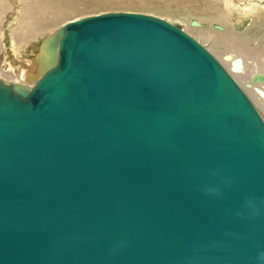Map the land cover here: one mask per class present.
Wrapping results in <instances>:
<instances>
[{"label": "water", "instance_id": "95a60500", "mask_svg": "<svg viewBox=\"0 0 264 264\" xmlns=\"http://www.w3.org/2000/svg\"><path fill=\"white\" fill-rule=\"evenodd\" d=\"M45 49L0 82V264H264V120L210 51L132 11Z\"/></svg>", "mask_w": 264, "mask_h": 264}, {"label": "rangeland", "instance_id": "374dc122", "mask_svg": "<svg viewBox=\"0 0 264 264\" xmlns=\"http://www.w3.org/2000/svg\"><path fill=\"white\" fill-rule=\"evenodd\" d=\"M220 1L7 0L4 3L0 2V4H4L0 5V80L6 85L14 82H22L26 85L34 84L35 81H28L22 76V72L27 73L29 64H35L42 54V41L52 36L68 21L103 12L132 11L161 17L191 35L210 52L212 51L211 53L221 62L222 58L216 54L215 50L211 49L214 40H206L191 31V28L196 24L194 22L201 21L203 22L202 28L208 32L215 36L217 32L221 33L218 34L221 36V47L226 45V48L232 49L233 41L237 40L241 44L243 43L242 50L249 55L252 61L258 63V66L261 62L264 63V0H232L230 6L226 4L227 0H222L223 3ZM233 1L235 2L233 3ZM239 2H241V7L238 6ZM207 13L209 14L207 15ZM225 35L227 36L225 37ZM222 38L224 39L222 40ZM33 73L36 76L41 75L39 70ZM235 80L248 93L243 81ZM248 95L252 101H255L251 93ZM259 107L256 106L264 118V108L261 105Z\"/></svg>", "mask_w": 264, "mask_h": 264}, {"label": "bare ground", "instance_id": "6f19581e", "mask_svg": "<svg viewBox=\"0 0 264 264\" xmlns=\"http://www.w3.org/2000/svg\"><path fill=\"white\" fill-rule=\"evenodd\" d=\"M5 1L7 0H0L1 3H4ZM206 2V0H204ZM218 1V0H216ZM238 1V0H237ZM49 2V1H48ZM221 3L222 0L220 1ZM226 4L228 6H230V3H232V0H227L225 1ZM235 1H233L234 3ZM240 3H238V6H240ZM225 4V5H226ZM237 4V3H236ZM0 5H4V4H0ZM206 6V5H205ZM203 7V6H202ZM211 7V6H209ZM241 7V6H240ZM208 8V7H206ZM201 9V8H200ZM205 9V8H204ZM211 9V8H209ZM207 9V10H209ZM203 10V9H202ZM201 10V11H202ZM12 11V10H11ZM36 12V10H34ZM200 11V12H201ZM213 11V10H212ZM9 13V12H8ZM48 13V12H47ZM209 13H207L208 15ZM211 14V13H210ZM8 15V14H7ZM49 15V14H47ZM46 15V16H47ZM10 16V15H9ZM7 18V17H6ZM192 23V22H191ZM196 24H194V27L191 28V31H193L195 34H198L199 36H202L204 37L206 40L207 39H213V43H212V47L211 49L212 50H215L216 54L222 58V65L223 67L227 70L229 69L230 70V74L231 76L234 78V79H238L240 81H243V84L245 86V89L248 93H251V96L253 95L254 97V100L255 101H252L251 98L249 97L248 93L245 92V90L243 89V87H241L243 89V91L247 94V96L250 98V100L252 101L253 105L257 108L261 105L263 108H264V83L261 82V81H256L254 78L259 75V74H264V63H260L259 66H258V63H256L255 61H252L250 58H249V55L246 54V52L244 50H242V44L235 40L233 41L234 42V46L232 49H228L226 48L227 46L225 45L224 47H221L220 45V37L219 36L220 34L217 32L216 36L215 34H212L210 32H208L206 29L202 28V24L203 22L199 21V22H194ZM183 30V29H182ZM217 30V28H216ZM190 31V30H189ZM190 31V32H191ZM219 31V30H218ZM19 32V31H18ZM22 32V31H20ZM220 32V31H219ZM193 33V35H194ZM219 34V35H218ZM224 34V33H223ZM223 36V35H222ZM227 35H225L226 37ZM51 37V36H50ZM201 37V38H202ZM49 38V37H48ZM198 38V37H196ZM200 38V39H201ZM47 39V38H46ZM45 39V40H46ZM199 39V38H198ZM224 38H222L223 40ZM45 40L42 41V54L40 55V57L37 59L36 63L35 64H29V69L27 70V73L26 72H22V76L25 77L28 81L30 82H33V81H37L41 76L42 74L46 71V69L48 68V60H47V57H46V54H45ZM239 40V39H238ZM208 42V41H207ZM200 43V42H199ZM245 43V42H244ZM233 44V43H232ZM249 45V44H248ZM246 45V46H248ZM244 46V45H243ZM249 47V46H248ZM206 48V47H205ZM253 48V47H252ZM251 48V50H252ZM264 48V47H263ZM207 49V48H206ZM208 50V49H207ZM248 50V48H247ZM250 50V49H249ZM209 51V50H208ZM212 52V51H211ZM251 53V52H250ZM261 54V53H260ZM217 56V57H218ZM253 56V55H251ZM264 58V57H263ZM262 58V59H263ZM255 62V63H253ZM259 62H260V59H259ZM27 64V63H26ZM27 64V65H28ZM257 65V67H256ZM7 66V65H6ZM36 66V67H35ZM11 67V66H10ZM40 71L41 75L40 76H36L35 71ZM228 70V71H229ZM11 71V70H9ZM12 72V71H11ZM33 76V77H32ZM237 82V80H235ZM0 82H2L0 80ZM27 82V81H26ZM34 82V84H35ZM4 83V82H2ZM238 83V82H237ZM5 84V83H4ZM31 83V85H26V84H22V82H14L13 84H8L9 86L13 87V88H22V89H26V90H30L33 85ZM242 84V83H241ZM6 85V84H5ZM240 85V84H239ZM255 103V104H254ZM259 105V106H258ZM256 108V109H257ZM260 108V107H259ZM258 110V109H257ZM259 112V111H258ZM260 114V112H259ZM261 115V114H260ZM262 116V115H261ZM263 118V117H262ZM264 120V118H263Z\"/></svg>", "mask_w": 264, "mask_h": 264}]
</instances>
